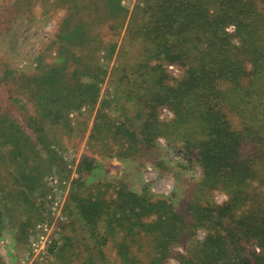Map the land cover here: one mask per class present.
Segmentation results:
<instances>
[{"label":"trees","instance_id":"16d2710c","mask_svg":"<svg viewBox=\"0 0 264 264\" xmlns=\"http://www.w3.org/2000/svg\"><path fill=\"white\" fill-rule=\"evenodd\" d=\"M128 26L141 46L130 64L128 50L119 49L113 75L117 104L131 107L132 115L110 124L99 109L93 128L102 133L101 142L107 129L118 134L107 147L109 156L143 150L151 164L161 158L176 163L157 140L162 137L167 147L196 161L200 194L193 201L179 198L180 209H174L177 188L166 195L145 187L136 193L120 180L106 184L113 187L111 198L108 188H100L106 182L92 192L78 181L67 206L69 223H61L67 242L58 252L80 257V264H114L105 252L111 242L116 264H166L168 258L180 264H264V0H156L134 8ZM169 64L180 69L177 77L169 74ZM53 73L43 79L52 121L72 106L95 102L96 88L89 84L72 86L74 102L64 100L60 71ZM15 76L18 87L32 78ZM163 106L172 113L165 121L158 118ZM5 128L0 159L5 145L15 150L29 143L19 126ZM126 141L122 153L113 151ZM81 165L89 173L96 162L83 158ZM214 189L226 194L221 203L210 198ZM30 206L35 208L33 201ZM198 229L202 238L195 236Z\"/></svg>","mask_w":264,"mask_h":264},{"label":"rangeland","instance_id":"374dc122","mask_svg":"<svg viewBox=\"0 0 264 264\" xmlns=\"http://www.w3.org/2000/svg\"><path fill=\"white\" fill-rule=\"evenodd\" d=\"M64 1L61 4L54 0H0V117L4 119L0 129L17 125L29 137L25 147L10 150V145H5L6 153L0 159L1 236L9 240V248L4 245L0 250L4 264H80V257L67 259L58 252L67 242V229L61 223H69L67 206L79 191L78 181L92 192L99 187L98 183L106 185L120 180L136 193L144 192L145 187L166 195L177 188L172 195L174 209H180L179 198L193 201L200 194L201 171L196 161L189 162L183 151L167 147L162 137L157 140L167 157L176 163L161 158L158 164H151L143 150L131 151L123 158L109 156L107 147L118 134L107 129L101 142L102 133L93 128L99 109L107 113L103 121L110 124L126 121L132 115L131 107L121 109L122 105L117 104L120 92H116L118 85L114 80L118 76L114 77L113 72H118L117 54L121 47L128 50L125 59L130 64L141 46L129 34L131 12L156 0ZM72 29L77 32L70 40L67 36ZM167 69L172 76L180 74L175 64L167 65ZM51 71H60L61 92L68 94L64 100L74 102L77 91L72 86L89 84L96 88L95 102L72 106L52 121L54 108L44 98L43 81ZM19 73H28L32 78L18 87L15 75ZM171 115L165 106L158 111L161 121ZM127 143L120 148L113 146V151L122 153ZM83 158L96 162L89 173L82 170ZM50 176L56 180L65 219L57 222L52 218L48 255L39 252L29 260L20 259L34 239L35 223L47 212L44 196ZM111 184H101L100 188H108L107 195L112 198ZM261 189L264 192V182ZM210 193L216 203L226 199L222 190ZM31 201L35 208L30 206ZM204 233L198 229L195 236L202 238ZM174 248L184 251L180 245ZM105 252L114 264L119 262L113 243H108ZM166 264L180 263L177 258H168Z\"/></svg>","mask_w":264,"mask_h":264},{"label":"built area","instance_id":"2783aa9c","mask_svg":"<svg viewBox=\"0 0 264 264\" xmlns=\"http://www.w3.org/2000/svg\"><path fill=\"white\" fill-rule=\"evenodd\" d=\"M47 182L49 189L46 195L44 196V201L46 203L45 207H47L48 205L47 212L41 220L35 223L34 239H32L28 251L23 253V256L20 259L29 260L30 258L37 255L39 252V254L48 255L51 233L53 231L54 226L52 218L56 219L57 222H62V220L65 219L64 212H62V201L59 198V190L56 185V180L53 176H50ZM7 244H9V240L6 237H2L0 239V250L4 249V245ZM9 251L12 252L13 250L10 248Z\"/></svg>","mask_w":264,"mask_h":264}]
</instances>
